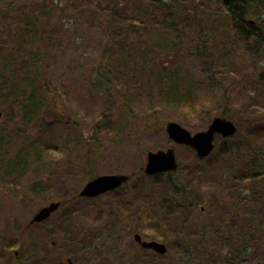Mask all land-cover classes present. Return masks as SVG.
<instances>
[{
	"label": "rangeland",
	"instance_id": "obj_1",
	"mask_svg": "<svg viewBox=\"0 0 264 264\" xmlns=\"http://www.w3.org/2000/svg\"><path fill=\"white\" fill-rule=\"evenodd\" d=\"M87 2L90 0L59 1V10L63 14L59 16L58 11L54 13L51 25H47L48 29L61 37L51 56L52 62L48 55L43 62L40 60V64L44 63L45 67L38 79L40 83L46 84L50 93L49 108H45L41 117L29 126L22 124L18 114L10 120L7 108H0V125L10 127L9 135L5 134L4 144L7 145L4 146L6 153H2L4 159L14 157L23 146L34 141L38 133L48 134L47 137L40 136L44 144L39 151L41 156L25 174L19 178L4 176L3 179L0 168V264H32L33 257L34 261L40 260V264H84L86 256L93 264L103 262V257L110 260L111 264H131L142 258L145 259L140 264H145L150 258H154L156 264H187L185 251L179 243L182 237L187 236V244H182L193 250L200 248L201 241L211 239L210 244H205L211 252L208 263L220 264L216 260L226 254L234 255L231 256L235 260L241 259L239 251L230 253L229 231L225 235L227 241L224 244L221 239L210 234L214 231V225L219 228L225 223L229 224L230 220L236 222L239 219L238 206H233L235 189L225 176L240 169L251 158L248 153L255 146L250 145L261 139V133L264 132L260 130L264 128V110L252 115H241L236 111L233 120L239 127V135L234 141L228 142L227 148L232 151L228 154L222 152L225 139L219 136L214 153L200 162L193 148L176 145L166 131L167 123L175 121L195 134L206 130L211 121L219 116L220 107L212 104L211 96L205 92L204 87L200 89V85L206 86L209 80V60L189 53L194 45L190 41L195 31L190 25L194 23L179 18L166 22L165 17H160L155 20L156 28L153 29L163 36H170L173 31L167 28V24L173 23L182 30L183 36L189 38L181 46L183 51L177 49L176 57L171 58L178 59L176 73H185L179 75L183 83L188 75L196 74L197 91L193 97L183 98L186 108L177 109L172 104L166 105L159 89L153 90L151 97H148L144 88H140L144 85L142 80L134 83L136 87L130 84L133 68L127 64L128 59L120 58L118 54L117 58L110 61L111 68L120 62V68L112 80L116 86L97 90L91 85V80L97 77L92 69L93 64L101 57L108 40L104 36L101 21L92 19L82 11L80 5ZM169 4L178 16L192 14L189 1L179 6L170 0ZM216 4L215 0H211L212 9L218 7ZM129 7L144 13L146 18L153 12L149 0H127L124 8L128 10ZM73 9L78 18L74 26L77 31L70 32V36L80 34L90 41V44L82 48L73 46L65 37H70L67 29L73 18ZM92 10L95 13L94 7ZM97 12L100 13L99 10ZM117 23L122 21L117 20ZM251 25L258 27L255 19L251 20ZM206 26L202 27L203 31ZM144 34L145 31L136 32L130 39L133 49L146 47L150 43L146 36L140 37ZM228 35H234V31L229 30ZM108 36L110 41L120 40L113 33H108ZM210 37L214 39L210 38V45L215 44V37ZM112 50L118 51L114 46ZM142 53L144 57L138 60L137 65L139 74L143 71V67H140L142 61L150 65L147 52ZM138 55L141 57V51ZM252 55L243 64L242 74L247 80L250 79L251 86L247 85L253 89L255 84H259L256 78L264 68V53ZM107 56L110 55L105 53V62ZM74 60L77 61L73 63ZM230 77L234 79L233 75ZM229 83L231 81L226 82L225 89L229 88ZM183 87L190 89L189 84ZM230 87L234 91L238 89L234 83ZM237 92L236 95L242 94ZM202 99L206 112L194 108L191 113L194 102L198 104ZM241 99L238 97L240 102ZM49 141H54L52 143L59 148L64 146L62 154L57 156L54 151H50ZM170 147L176 149L179 169L163 177L147 176L144 169L148 152ZM92 169L94 176L88 177ZM115 174L127 175L130 180L119 190L97 198L79 196L90 180L101 175ZM73 197L78 200L70 204ZM182 198H185L184 202L188 201L185 202L186 209H182L174 216L173 222L166 225L168 209L174 208L170 204H179ZM67 201L70 202L66 204ZM51 202H61V209L49 220L31 224L35 214ZM70 217L74 218L72 222ZM241 227L238 225L239 229ZM174 231L176 236L173 238V248L170 247L165 257L158 256L150 249L143 250L135 241V235L140 234L145 241H157L169 246L167 240ZM70 239L94 241L96 249L92 246L90 250L82 252L81 258H75L68 255ZM256 246L251 256H264V236ZM259 264H263L262 261Z\"/></svg>",
	"mask_w": 264,
	"mask_h": 264
},
{
	"label": "trees",
	"instance_id": "obj_2",
	"mask_svg": "<svg viewBox=\"0 0 264 264\" xmlns=\"http://www.w3.org/2000/svg\"><path fill=\"white\" fill-rule=\"evenodd\" d=\"M59 1L63 2V0H0V108H7L6 112L10 120L15 119L18 114L22 119V124L26 126L34 123L35 120L41 117L45 108H49L48 96L50 93L46 84L40 83L38 77L45 67L44 63L40 64V60L42 59L43 62L47 58L46 55L51 57L56 51V44L59 40L61 41V37L47 28V25H51L50 22L54 19V13L58 11L60 13L59 16L63 14L59 10ZM126 1L104 0L103 2L90 0L89 3L80 5L86 15L88 14L92 19L101 21V24L104 25V36L105 38L107 36L106 40H108L106 49L92 67L93 72L95 71L97 74V77L91 80V85L94 88L99 90L116 86L112 80L118 68H120V62H117L115 68H111L110 61L117 58L116 54H118L121 55L120 58L128 59L127 64L133 68L130 84L135 86L134 83L137 84V81L142 80L144 85L140 86V88H144L148 97H151V93L157 88L161 92V98L165 100L166 105L172 104L177 109L186 108V101L183 98L194 96L197 91V76L196 74L188 75L183 83L179 75L185 73L181 71L179 74L176 73V69H178L176 60L178 59L173 58L176 57L177 49L179 52L183 51L181 46L185 41H189V38L186 35L183 36L182 30H179V27L176 28L177 25L173 23L171 25L167 24V28L173 31V35L163 36L153 30L156 28L155 20H159L160 17H165L166 22L179 18L195 24V26L194 24L190 25L195 31L193 39L190 38L194 45L189 53L209 60V80L206 86L200 85V89L204 87L205 92L211 96L212 104L220 107L219 116L234 121L233 114L236 111H239L240 113L238 114L241 115L247 113L252 115L255 112L264 110V68L256 78L259 84H255L256 86L253 89L248 87V85L251 86L250 79L247 80L242 74L243 64L246 63L249 55L253 54L252 56H254L264 53V0H230L229 4H225L223 0H215L218 6L215 9L211 8V0H172L179 6L183 2H190L191 9L189 10L192 11V14H181L180 16L170 6V0H149L153 6V12L147 18L144 13H140L136 8L129 7L128 10L124 8ZM93 7L96 9L95 13L92 10ZM130 9L132 11L129 13ZM73 11L74 9L72 13ZM67 13L70 14L71 12ZM72 16L73 18L69 21L70 27L67 29L69 36L70 32L77 31L74 26L77 24L78 18L75 13ZM252 19L257 21V28L251 25ZM117 20L122 21V23H117ZM204 26H206V29L203 31L202 27ZM141 28L143 29L141 30ZM229 30L234 31V35L229 36ZM144 31L145 34L140 37L146 36L150 43L146 44V47L133 49L130 46V39L136 35V32L144 33ZM108 33H113L120 40L110 41ZM210 36L215 37V44L213 45H210ZM65 37L73 46L80 48L90 44L88 37L85 39L80 34H76L74 37ZM41 46L44 47L41 48ZM113 46L118 51H113ZM139 51H141V57L138 55ZM142 52H147V57L150 59L149 66L154 68H150L147 63L145 64V61H142L140 67H143V71L139 74L137 65L139 64L138 60L144 57ZM105 53L110 55L107 56L106 62L104 61ZM50 59L52 62V57ZM75 61L77 60H74L73 63ZM162 66L163 68H161ZM175 75H178L176 81L174 79ZM230 75H233L234 79ZM227 81H231V83H229V88L225 89ZM232 83L239 90H231L230 85ZM185 84H189L190 89H184L183 86ZM260 87L262 89H259ZM237 91L243 95H236ZM238 97L242 98L241 102ZM203 100H199L201 102L198 104L194 102L191 106V113L194 112V108H198L199 112H206V105ZM237 120L239 121V119ZM8 129L10 127L6 124L0 125V168L3 179L4 176L5 178H19L25 174L31 168L33 162L38 161L41 156L39 151L44 147V144L41 143L42 137L48 136V134L41 135L38 133L36 139L30 144L23 146L14 157L10 156L8 159H4L2 153H6L4 146L7 143L4 144V142L6 140L5 134L9 135ZM260 130H264V128H260ZM21 132L25 133L24 130H21ZM238 135L237 133L236 136L225 139L222 149L224 154L232 151V149L227 148L229 146L228 142L234 141ZM261 136V139L257 142L253 141L250 145L251 147L255 146V149L248 153L251 158L247 159L240 169L229 171L230 174L225 176V179L235 189L233 206H238V213H240L238 221L230 220L229 224L225 223L219 228L214 225V231L210 234L211 236L215 235L218 240L221 239L222 244H224L227 241L225 235L229 231L230 253L237 250L242 257L239 260H235L232 254V256L230 254L221 255L216 260L217 263L259 264L262 261L264 264V256H251V252L253 253L257 248L256 244L264 236V132L261 133ZM52 142L54 141L48 142L51 146L50 151H54L59 156L65 147L59 148ZM198 160L202 162L206 159ZM164 175L166 174L158 176L163 177ZM93 176L94 170L92 169L89 171L88 177ZM184 192L188 193L186 190ZM76 200H78L77 197H73L70 200L72 202L70 204H74ZM184 200L185 198H182L179 204H170V207L176 209H168V219L165 220L166 225L168 223L170 225L174 216L178 215L182 209H186L185 206L187 205L185 202L188 201L184 202ZM70 201H67L66 204ZM177 210L179 211L177 212ZM73 219L71 218L70 221L72 222ZM238 225L242 226L241 229L238 228ZM172 233L168 237L169 240H167L168 244L170 243L169 246L166 244L168 247L167 254L170 247L173 248V238L176 236V231ZM235 234H238V236ZM95 238L96 240L98 239V237ZM188 240V236L182 237L179 242L180 247L185 251L184 255L186 254L187 264H211L208 263L211 252L205 245L210 244L211 239H208L207 242L205 240L201 241L200 248H195L194 250L189 249L188 245L182 244H187ZM93 243L95 242H89L88 239H79L78 241L70 239L68 255L81 258L82 252L95 246ZM94 248L96 249V246ZM166 255L160 256L165 257ZM94 257H96L95 254ZM96 258L98 259V257ZM139 258L141 259V257ZM84 259V264H93L87 256ZM144 259L142 258L138 262H134L137 261L134 260L131 264H140ZM32 260V264L41 263L39 262L40 260L34 261V257ZM154 260V258H150L145 264H156ZM69 264L76 263L69 262ZM77 264H81V262ZM96 264H111V261L103 257V262Z\"/></svg>",
	"mask_w": 264,
	"mask_h": 264
},
{
	"label": "water",
	"instance_id": "obj_3",
	"mask_svg": "<svg viewBox=\"0 0 264 264\" xmlns=\"http://www.w3.org/2000/svg\"><path fill=\"white\" fill-rule=\"evenodd\" d=\"M229 4L230 0H223ZM1 115V113H0ZM169 138L178 146L191 147L196 151L200 159H206L216 149V139L221 136L223 139H230L237 135L238 126L232 120L224 117H215L208 128L204 131L193 134L178 122L171 121L166 125ZM179 161L175 147L166 150L150 151L147 154V163L144 173L147 176L155 177L162 174L173 173L179 169ZM130 179L127 175H101L90 180L79 193L80 197L97 198L106 193L121 188ZM61 202H51L42 207L33 217L31 224L43 223L49 220L61 209ZM142 248L153 250L158 255H166L168 247L166 244L157 241H145L140 234L135 235Z\"/></svg>",
	"mask_w": 264,
	"mask_h": 264
},
{
	"label": "flooded vegetation",
	"instance_id": "obj_4",
	"mask_svg": "<svg viewBox=\"0 0 264 264\" xmlns=\"http://www.w3.org/2000/svg\"><path fill=\"white\" fill-rule=\"evenodd\" d=\"M115 191H117V190H115Z\"/></svg>",
	"mask_w": 264,
	"mask_h": 264
}]
</instances>
